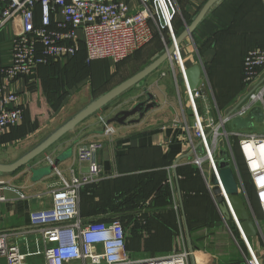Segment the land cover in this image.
Listing matches in <instances>:
<instances>
[{
  "label": "crops",
  "instance_id": "obj_1",
  "mask_svg": "<svg viewBox=\"0 0 264 264\" xmlns=\"http://www.w3.org/2000/svg\"><path fill=\"white\" fill-rule=\"evenodd\" d=\"M126 1L130 3L133 9L140 6L139 0ZM227 1L223 0L219 5H216L209 12L208 18L216 10L217 13L215 14L220 18L225 9L231 8L235 11L233 7L236 5L240 7L236 10L239 15L242 14V19H251V13L249 15L243 14L245 11L242 9L244 8L243 1ZM172 2L179 18L182 19V23L186 27L188 20L199 13L207 0H172ZM259 4L258 11H254L253 16L264 14V0H259ZM3 6L4 3L0 1V12ZM20 27V18H16L0 28V67L11 64L13 40ZM249 32L250 38L248 40L250 43L251 39L257 44L263 41L262 36H259L260 31L253 34L257 39L251 38V29ZM235 40L238 42L239 38ZM201 47L192 36L182 43L180 51H183L182 56L187 68L195 64L203 66L205 80L202 90L204 91L207 77L206 66L211 62H207L204 56L208 47ZM159 51L158 49L152 51L155 54L154 58L161 54ZM78 53V56L72 60L57 61V67L41 65L35 74L20 77L17 80L16 90L22 97L25 111L24 121L19 127L12 129L0 139V150L7 145H16L17 147L21 145L27 148L34 145L33 147H35L61 126L58 123L68 116L66 108L75 93L92 90L99 85L102 88L107 87L105 93L143 69L128 72L124 68L125 66L121 65L137 53L122 62L101 59L90 64L85 61L84 49L80 47ZM163 64L147 76L142 86H135L125 92L132 90L131 95L127 94L123 98V103L132 101V105L145 99L144 89L146 88L155 95L159 106L151 109L143 118L125 125L112 123L116 133L107 135L104 132V127L99 123V115L95 119V125L83 123V127L78 126L72 131L76 134L70 135L72 134L70 132L65 135L27 167L25 166L15 173L0 174V182L5 184L4 190L0 191V197L2 195L6 197V200L0 201V231L28 226L30 212L50 203V196L47 193L58 183V174L54 169L51 173L38 179L35 176V171L51 165L47 161L48 156L55 160L73 147V156L65 158L57 166L65 176H69L70 167L78 165L76 159L78 144L99 140L104 142L103 149L97 153V160L102 167V179L95 185L98 196L96 199H98L94 201H96L97 206L94 201L91 204L87 203V200H91L90 195L84 194L81 198L80 208L85 222L131 217L129 222L123 219L124 224L128 225L126 242L131 256L136 259L152 258L182 251L186 246L188 247L186 232L183 233L184 228L181 230V226L184 225L185 227L183 210L195 247L193 263L190 260L189 264H248L244 254L241 252L243 255L240 256L239 253L244 249L242 238L234 237L230 241V238L224 240V237L215 235L216 230V232L222 230L219 215L223 220L224 216L211 196L206 176L198 169L192 168L195 162L191 153V140L198 143L192 132V126L195 122L193 110L190 107L187 93L184 90V94L176 92L173 83H171L170 72L166 70V63L165 67ZM54 68L55 71L57 70L56 72H54ZM62 69L66 70L67 73L77 71L75 80L71 82L72 84L77 83L75 84L77 87H69L67 83L63 82L61 85H56L55 90L49 91L47 89L49 80L45 82L46 77L58 79L57 74ZM175 82L177 84L176 80ZM137 90L139 93L136 92ZM243 90H245L243 95H246V88ZM114 112L110 110L107 115L111 117L116 114ZM138 117V115L133 116L130 120ZM75 143H77L76 146ZM86 170L87 167L78 168V172ZM164 186H168L169 195L164 193ZM21 193H25L27 197L21 198ZM39 194L41 196L37 197ZM121 195L123 198L117 199ZM133 198H141L139 199L140 204L136 208L132 203ZM169 215L175 218L177 228L175 233L170 231V228H173L169 226L166 218ZM132 216L141 219L148 217L147 229L144 231L139 229L138 223L133 221ZM199 216L202 218L201 222L197 224L196 221ZM214 216H216V220ZM191 221H193L192 227L194 229L191 227ZM200 227L204 230H202L203 235L200 236H204L202 240L198 239L199 237L194 233ZM259 236L258 244L253 243L250 239L256 249L260 246ZM147 241L149 246H147ZM2 264H5L4 261Z\"/></svg>",
  "mask_w": 264,
  "mask_h": 264
},
{
  "label": "built area",
  "instance_id": "obj_2",
  "mask_svg": "<svg viewBox=\"0 0 264 264\" xmlns=\"http://www.w3.org/2000/svg\"><path fill=\"white\" fill-rule=\"evenodd\" d=\"M0 1L4 3L0 12V28L16 18L21 21L20 30L13 40L12 62L0 67V136L23 123L25 111L16 82L20 77L35 74L41 65L73 58L83 44L89 64L101 59L125 61L153 41L155 28L160 22L158 5L166 18V25L161 24V27H169L172 40L176 36L165 0H139L140 6L136 9L126 0ZM37 8L40 10L38 24ZM172 58L178 60L193 108L195 122L192 132L198 143L191 140V153L200 172L206 176L216 206L221 212L211 177L213 174L218 176L219 138L225 136L226 151L239 179L241 193L251 204L243 179V167L264 215V132L244 133L238 128L229 132L225 127L234 119L247 117L254 108L261 107L264 114V48L252 49L246 54L243 65L246 95L240 97L224 115L219 113L220 122L216 126L213 122L201 121L196 101L205 93L202 87L195 93L190 89L180 48ZM109 117L102 114L98 120L104 132L113 135L116 129L113 124H108ZM221 127H224L223 133L220 132ZM231 137L236 139L235 146L230 141ZM103 147L104 142L99 140L78 144V165L70 167L69 176L55 167L59 181L47 193L50 203L30 212L28 226L0 231V264L1 261L5 264H189L194 251L188 247L165 256L133 258L127 248L125 225L118 217L85 222L80 208L82 191L102 179L97 153ZM47 161L53 165L55 160L48 156ZM77 167H87V171L78 172ZM220 187L225 202L231 208L221 183ZM4 188L5 184L0 182V191ZM20 196L27 197L25 193ZM4 200L6 197L2 195L0 201ZM232 216L248 247V264H263L250 239L246 238L241 223L233 213Z\"/></svg>",
  "mask_w": 264,
  "mask_h": 264
},
{
  "label": "rangeland",
  "instance_id": "obj_3",
  "mask_svg": "<svg viewBox=\"0 0 264 264\" xmlns=\"http://www.w3.org/2000/svg\"><path fill=\"white\" fill-rule=\"evenodd\" d=\"M231 13H233V12L228 13V9L227 10L225 9V11L223 12L222 18L224 19V23H225L224 25L226 26V28L222 29L221 27H223L224 25H220L219 26L220 31H223V30L229 31V29H232V30L234 29L231 27H229L227 29V27L230 25L229 22H231V20L228 19L227 15H232ZM235 15H236V13H235ZM253 15H254L253 12H251V19H254V20H248L247 21L248 26H246V28L251 29V27H249L251 24V26L254 27L253 29H251V38L257 39V37L253 36V34H256V32H259V31H257L258 24H261L263 26V23L260 20V18H257V20H255L254 17H256V16H253ZM171 17H172L173 30L176 34L175 26L177 27V23L178 22L181 23L182 19L179 18L177 10L175 11L174 14L171 15ZM217 19H218L217 14H213V15L209 16L207 23L201 28V31L206 32V33H212V28L215 29L216 25L219 24L216 21ZM158 23H159V25L155 28V35H154L153 41L150 44H148L143 50H141L139 53H137L135 56L131 57V59H128L127 61H125V63L121 64V65L125 66L124 68H126V70H128V72H132V71H136V70H140V69L144 68L146 65H148L150 62H152V60L154 59L155 54L152 51L158 49V50H160L159 53L160 52L162 53L163 51L166 50L167 46L172 42V36H171L170 29L168 27H163V26L161 27V23L160 22H158ZM177 29H178V27H177ZM243 35H245V37H247V38H250L249 37V35H250L249 29L242 34V36H241L242 39H243ZM225 36L230 38L231 32L229 31V34L226 33ZM259 36H261V35H259ZM226 39H227V41H226ZM223 40L224 41H222L219 44V51L220 52H219L218 60L215 59L213 62H211L210 64H208L206 66L207 77H206V81L204 84V93L205 94H204V96H202L200 99H198L196 101L198 111H199V115L201 117V121H203L205 123L213 122L215 124V126L220 122L219 113H222L224 115V113L230 107H232L233 105L236 104L238 98L240 96H242L243 94H245V92H244L245 90H243V87L241 88V86H242V74H243V58H244L246 51H242V49H238V47H237L238 42L233 43V44H231V43L226 44L224 42H229L228 38H223ZM256 44H257L256 41L251 39V47H254V45H256ZM182 52L183 51L181 50V55H183ZM182 58H183V56H182ZM183 60H184V58H183ZM173 62L174 63H172L171 60L165 62L166 63V70L168 72H170L171 83H173V87H175V90L177 93H180V92L183 93V90L187 93V90H186L187 86H186L185 82L179 81V77L182 75V73L180 70V65L178 64V60L174 59ZM165 63L163 64V66L165 65ZM211 75H213V76H211ZM74 76H75L74 74L71 75L72 78H75ZM63 78H64V76L61 77V79H63ZM222 79H225L226 83L219 85L220 83H223ZM175 80L177 81V84H176ZM63 82H66L69 87L70 86H72V88L77 87V85L75 86V84H77V83L72 84L70 79H67L66 81H64V79H63ZM107 82H109V81H107ZM105 90H107V87L102 88L101 85H99L98 87L95 86V88H93L92 90L89 89L88 91L84 90L82 92L75 93L72 96L71 102L68 104V106L66 108V112H68V116H66L58 124L62 125L64 122L69 120V118H71L73 115L78 113L80 110H82L88 104H90L92 101H94L96 98H98L101 94H103ZM133 90H136V89H133ZM232 90L236 91L234 96H231V95H233ZM131 91L127 92L125 94H122L120 97L115 99L113 102L109 103L106 107H104L103 109L98 111L96 114H94L93 116L86 119L79 126L83 127L82 126L83 123L86 125L88 123L95 125L96 117H98L101 114H104V112L107 115L110 112V110L115 111L117 113V112H119L118 110H120L122 108L128 109V106H129V108H130V106L132 107V104H133L132 101H128L127 103H123V98L127 94L131 95V93H132ZM136 92L139 93V90H137ZM143 97H145V96H143ZM143 97H141V98H143ZM187 97H188V100L190 102L188 93H187ZM190 107L193 110L191 103H190ZM225 127H226V130L229 132L233 131L236 128V127L232 126L231 123L226 124ZM238 130H240L244 133L264 132V123H260V122L255 121V124L253 127L240 128ZM220 132L221 133L224 132V127L220 128ZM74 134H76V132H72V134H70V135H74ZM230 141H231L232 145L235 146L236 139L231 137ZM38 142H36V143H38ZM76 144L77 143H75V146H76ZM219 144L221 145L220 146L221 150H228L227 140H226L225 136H222L219 138ZM33 146L27 148V147H24L21 145L18 147L16 145L15 146L14 145L13 146L7 145L0 150V162L12 163L17 158H19V156L23 155L24 153L29 151L31 148H33ZM69 156H73V153L72 152L69 153ZM195 165L192 166V168L198 169L200 171V169L196 163H195ZM205 167H207V165H205ZM249 191H248V195L250 196ZM252 196H253V199H250L251 204H249V206L250 207L252 206L251 207L252 211L254 212L256 219H257V222L261 228V232L264 235V215L261 213V211H259L260 209L258 210L259 201H258V197H257L256 193L253 192ZM255 206L257 208H255ZM218 214H220V213H218ZM181 218H182V216H181ZM201 218L202 217H200V216L198 217V219L196 221L197 224H199L201 222L200 221ZM219 220L221 223L222 230L220 229V230H218V232H216L217 231L216 230L215 235L217 234V236L221 237V238L224 237V240H227L230 238V241L233 240L234 237L235 238H241V234L239 233V230H238L237 226L234 224L233 220L230 223H228V221L225 222L221 218L220 215H219ZM192 223H193V221H192ZM182 228H184L183 233L185 234L184 225L181 226V230H182ZM202 230H203V228L200 227V229H196V231H194V233H196L197 237H199L198 239H201V240H202V238L204 239V236L200 237L201 235H203L202 233H204L203 232L204 230L203 231ZM262 234H260V236H259L260 246L257 249L256 248H254V249H255L256 253L260 256V258L263 260V264H264V252H263L264 251V237ZM251 239H252L253 243L258 244V242H257L258 236L251 238ZM250 242H251V240H250ZM252 242H251V244H252ZM256 247H257V245H256ZM241 252L244 254L245 258L250 255L248 247L245 244H244V249L239 252L240 256L243 255Z\"/></svg>",
  "mask_w": 264,
  "mask_h": 264
},
{
  "label": "water",
  "instance_id": "obj_4",
  "mask_svg": "<svg viewBox=\"0 0 264 264\" xmlns=\"http://www.w3.org/2000/svg\"><path fill=\"white\" fill-rule=\"evenodd\" d=\"M222 1L223 0H207V2L199 11V13L193 18V20L190 23L186 24L185 29L180 34L176 35L172 42L167 46L166 50L163 51L161 54L157 55L151 63H149L142 70H140L130 78L122 81L109 91L96 98L82 110L76 113L73 117L63 123L49 137H47L41 143L30 149L27 153H25L16 161L12 163L0 162V174L15 173L21 168L30 165V163L34 159L49 150L56 142L62 139L65 135L74 131L86 119L96 114L98 111L106 107L109 103L113 102L115 99H117L129 89L135 86H142L147 76L157 70L163 63L171 60L173 54L180 48L182 43L187 38L193 36L194 31L203 22L209 12L216 5H219ZM165 3L168 7L169 15L174 14L176 10L173 4L171 3V0H165ZM157 9L161 24L166 25V18L163 16L159 5L157 6ZM216 55L217 49L215 47L208 48L204 53L207 62H213ZM185 77L190 89L193 91V93H195L202 87L205 80V72L203 66H201L200 64H195L191 67L186 68ZM179 81H184L182 76L179 78ZM144 92L146 96L145 99H142L132 105V107L128 109H122L115 115L111 116L108 120V124L119 123L125 125L131 122H137L140 118H143L151 109L158 107L159 103L157 102L155 95L150 92L147 88L144 89ZM136 115L139 116L137 119L130 120L131 117ZM255 121L260 123L264 122V114L261 107L254 108L245 118L234 119L232 121V125L238 129L248 128L253 127ZM72 150L73 147H71L63 155L55 159L53 165L35 171L36 179L51 173L55 169V167L59 166V164L65 158L69 157V153H71ZM211 182L212 184H214L213 193L216 197L221 213L225 216V220H232L233 213L235 218L241 223L244 234L248 239L257 237L258 235L262 234L261 228L257 222L254 212L252 211V208L249 206L246 198L241 193L239 179L231 163L229 154L226 150L219 151L218 176L213 174V176L211 177ZM220 183L222 184L225 193L228 195L231 208H229L222 196V188L220 187ZM182 213L183 219L185 221V232L187 235L188 248L189 250L194 251L195 247L190 236L188 223L183 210ZM191 260L193 263V256L191 257Z\"/></svg>",
  "mask_w": 264,
  "mask_h": 264
},
{
  "label": "trees",
  "instance_id": "obj_5",
  "mask_svg": "<svg viewBox=\"0 0 264 264\" xmlns=\"http://www.w3.org/2000/svg\"><path fill=\"white\" fill-rule=\"evenodd\" d=\"M228 1H231V0H228ZM227 1V2H228ZM241 1H243L244 2V8H242V9H245V11L243 12V14H250L251 12H254V11H256L257 10V8L260 6V4H259V0H241ZM227 2H225V3H227ZM231 3V2H230ZM239 4H241V3H239ZM240 7L238 6H234L233 7V9L235 10V11H233L231 8L230 9H228V13L229 12H233V13H231L232 15H227V17H228V19L229 20H231V22H229L230 23V25L227 27V29L229 28V27H231V28H234L233 30L232 29H229V31L231 32V37L229 38V37H226L225 36V34L226 33H228L229 34V31L227 30V31H220V25H224L225 23H224V19L222 18V17H220V18H218L217 19V22L219 23L218 25H216V28L214 29V28H212V33H206V32H203V31H201V28L207 23V20L209 19L208 18V15L206 16V18L203 20V22L198 26V28L194 31V33H193V36H194V38H195V40H196V42L199 44V46L201 45L202 47H208V48H211V47H215L216 49H217V54H218V56H217V58L215 57V59L216 60H218V58H219V44L222 42V41H224L223 40V38H228V40H229V42H224V43H231V44H233V43H236V38H239V41H238V44H237V47H238V49H242V51H246V53H245V55H244V58H245V56H246V54L250 51V50H252V49H256V48H264V14L263 13H261V14H257V16L256 17H254L255 18V20H257V18H260V20L262 21V23H263V26L261 25V24H258V29H257V31H260L261 33H260V35L262 36L261 38L263 39V41H261V43H258V44H256V46H254V47H251V43L249 42V40H248V38L247 37H245V35H243V39H242V34L244 33V32H246L248 29L250 30V28H246V26H248V20H254V19H242V14H240L239 15V13H238V11L236 10V9H239ZM255 9V10H254ZM258 11V10H257ZM240 12H241V10H240ZM215 13H217V10L213 13V14H215ZM235 13H236V15H235ZM212 14V15H213ZM197 15V14H196ZM195 15V16H196ZM194 16V17H195ZM231 16H232V18H231ZM194 17H192L191 19H189L188 20V23H190L192 20H193V18ZM237 17V18H236ZM240 17V19H238ZM245 17V16H244ZM36 22H37V24L38 23H40V10H39V8H37L36 9ZM179 24V26H178V29H177V27L175 26V30H176V34L178 35V34H180L183 30H184V28H185V26H184V24L181 22H178L177 23V25ZM249 27H251V29H253L254 27H252L251 26V24H250V26ZM222 29H225L226 28V26L224 25L223 27H221ZM243 30H246V31H243ZM243 31V32H242ZM233 37V38H232ZM248 40V41H247ZM226 41H227V39H226ZM201 47V48H202ZM81 49H84V57H85V61H86V59H87V52H86V47L84 46V44L83 45H81ZM205 53V52H204ZM79 54V53H78ZM78 54L77 55H75L73 58H70L71 60L72 59H74V58H76L77 56H78ZM84 57H83V59H84ZM244 58H243V65H244ZM214 59V60H215ZM86 63H87V61H86ZM208 64H210V63H208ZM207 64V65H208ZM44 65H54V67H57V61H52V62H50V63H48V64H44ZM57 71V70H56ZM55 71V68H54V72H56ZM75 73H77V71H71V72H66V70H60L59 72H58V74H57V77H58V79H52V77H51V79L49 78V77H46V79H45V82H46V80H49L48 82H49V84L47 85V89L49 90V91H53V90H55V88H56V85H61V83H63V79H64V81H66L67 79H70V81L72 82V81H74L75 80V78H72L71 77V75H75ZM62 76H64V78L63 79H61V77ZM211 76H213V75H211ZM75 77V76H74ZM223 81V83H220L219 85H222V84H225L226 83V81H225V79H222ZM64 83H66V82H64ZM243 87V89L245 88V84H244V82H243V74H242V86H241V88ZM224 88V87H223ZM233 91V95H231V96H234L235 95V93H236V91H234V90H232ZM238 91V90H237ZM55 92V91H54ZM53 93V92H52ZM224 94V93H223ZM230 95V94H229ZM230 96V97H231ZM17 127H19V126H17ZM16 128V127H15ZM15 128H13V129H15ZM18 129V128H17ZM5 135L6 134H4V135H2V136H0V139L4 136L5 137ZM9 140V139H8ZM238 157V156H237ZM238 160H239V157H238ZM22 169V168H21ZM20 169V170H21ZM241 169H242V173H243V179H244V181H245V185H246V187H247V190L249 191V194H250V199H253V196H252V193L254 192V189H253V187H252V185H251V183H250V181H249V179H248V176H247V174H246V172H245V170L243 169V167H241ZM95 185L96 184H94V185H91V186H88V187H86L83 191H82V196L85 194H88V195H90V197L89 198H91V200L90 201H88L87 200V203H94L95 202V205L97 206V204H96V201H94L95 199H96V197H98L97 196V193H96V190H95ZM164 193L166 194V195H169V189H168V186L167 187H165L164 186ZM142 197V196H141ZM118 198H120V199H122L123 198V195H121V196H118L117 197V199ZM143 198V197H142ZM146 198V197H145ZM139 199H141V198H139ZM139 199H136V198H133L132 199V203H133V206L136 208V207H138V205L140 204V200ZM97 200V199H96ZM94 201V202H93ZM120 204L122 205V202H120ZM212 208H213V205H212ZM255 208H257L256 206H255ZM215 209V208H214ZM258 210H259V207H258ZM260 211V210H259ZM131 217H122V221H123V223H125L124 222V220H128V222H129V219H130ZM167 218V221L169 222V226H171L173 229H171L170 228V231H172L173 233H175V230L177 229L176 228V226H175V218L174 217H172V216H168V217H166ZM216 218V216H214V219ZM124 219V220H123ZM132 219H133V221H136L137 223H138V225H137V227H139V229H141L142 231H144L145 229H147V227H148V221H149V219H148V217H143L142 219L141 218H138V217H136V216H132ZM131 219V220H132ZM100 220V219H99ZM109 220V219H108ZM216 220V219H215ZM125 225V228L127 229L128 227V225L127 224H124ZM193 226V223H192V221H191V227ZM190 227V228H191ZM193 228V227H192ZM191 228V230H193ZM150 244H149V242L147 241V246H149ZM127 248H128V245H127Z\"/></svg>",
  "mask_w": 264,
  "mask_h": 264
},
{
  "label": "bare ground",
  "instance_id": "obj_6",
  "mask_svg": "<svg viewBox=\"0 0 264 264\" xmlns=\"http://www.w3.org/2000/svg\"><path fill=\"white\" fill-rule=\"evenodd\" d=\"M174 58H171V61L173 60ZM172 63H174L173 61H172ZM227 147V146H226Z\"/></svg>",
  "mask_w": 264,
  "mask_h": 264
}]
</instances>
